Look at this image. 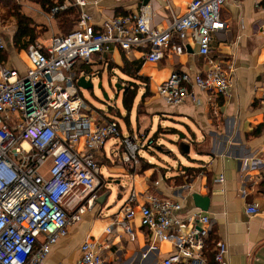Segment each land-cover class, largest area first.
I'll list each match as a JSON object with an SVG mask.
<instances>
[{"label": "built area", "instance_id": "2783aa9c", "mask_svg": "<svg viewBox=\"0 0 264 264\" xmlns=\"http://www.w3.org/2000/svg\"><path fill=\"white\" fill-rule=\"evenodd\" d=\"M227 1L190 0L180 16L166 2L169 20L163 30L155 27L157 15L148 3L136 14L107 20L99 31L90 25L85 0L65 1L46 18L74 7L79 11L76 28L66 36L51 37L47 44L28 47L25 53L30 68L19 72L2 62L0 55V264H44L59 239L94 209L104 188L94 156L109 140L118 141L120 160L131 167L138 165L139 151L153 142L145 144V135L123 136L114 120L92 128L76 86L78 78L86 74L76 76V65H87L94 56L115 48L125 52L140 49L145 62L158 63L165 51L174 55L183 52V45L171 44L173 35L181 42L194 38L207 70L194 77L174 71L158 85L156 94L169 106L187 100L198 104L193 89L209 100L227 98L233 69L214 57L210 48L213 37L225 29L220 13ZM260 33L264 36V26ZM4 50L0 40V53ZM261 151L264 153V142ZM217 182L222 183L223 177ZM244 195L242 190L241 197ZM141 198L139 204L137 194L131 191L106 233L120 228L133 241L130 224L138 215L141 227L174 249L162 264H205L210 218L191 215L190 231L183 234L180 203L153 193ZM245 212L254 216L258 208L250 205ZM101 250L102 245L84 241L75 264H104ZM226 253L224 242L214 243L215 264H226Z\"/></svg>", "mask_w": 264, "mask_h": 264}, {"label": "crops", "instance_id": "0c3cea01", "mask_svg": "<svg viewBox=\"0 0 264 264\" xmlns=\"http://www.w3.org/2000/svg\"><path fill=\"white\" fill-rule=\"evenodd\" d=\"M65 1L69 3L71 0ZM166 2L180 16L185 13L190 0H85L84 11L90 17V25L99 31L107 20L136 14L142 5L149 3L157 15L155 27L163 30L169 20ZM18 4L26 12H33L44 19L47 24L27 16L36 27L38 37L35 43L47 44L51 37L62 35L56 20L47 19L40 5L23 0ZM220 17L225 29L213 37L210 48L214 57L222 60L225 67L231 66L233 69L232 86L227 98L209 100L206 94L193 89L198 104L187 100L178 106H169L156 94L158 85L174 71L194 77L207 70L198 55L194 38L181 42L173 35L171 44L183 45V52L174 55L165 51L158 63L145 62L140 49L125 52L115 48L101 57L94 56L85 66H82L83 63L76 65V76L77 71H80L79 75H97L103 70L111 72L112 69L122 73L123 61L136 67L138 70L133 82L139 83V86L130 84L137 90L128 111L133 107L139 87L142 88L136 107L137 135H147L156 120L160 134L177 138L174 145L184 160L175 161V168L165 163L154 166L152 152L146 149L144 153L150 157L140 159L138 165L131 167L121 162L118 141L109 140L110 144L106 147L107 142L94 159L99 167H105L106 173L113 177L111 180H115V185L124 181L123 185L129 189L128 195L125 198L121 193L117 195L121 206L114 213H103L104 209H110L106 204L107 198L102 205L97 203L70 229L67 236L59 239L51 248L44 264H75L80 256V246L86 240L102 245L104 264H162L174 249L170 243L157 241L152 233L141 227L138 215L130 224L133 241L120 228L106 233L112 217L125 205L131 191L137 194L139 204L145 193L180 203V216L184 219L183 234L190 231L188 217L193 214L208 216L212 240L205 252V264H214L213 245L218 241L227 246L224 257L226 264H264V153L261 151L264 142V36L260 33L264 26V0H229L222 7ZM0 40L3 41V38L0 37ZM16 59L6 63L18 66L19 72H25L27 67H21ZM87 111L90 112L88 106ZM97 112L91 116L84 111L90 118L92 128L113 120L112 115ZM126 126L127 135H134L129 117L126 118ZM186 146L189 149L187 153ZM160 152L173 158L172 151L162 148ZM221 176L223 182L218 183ZM242 190L244 197H241ZM104 194L103 188L99 195ZM250 205L258 208L254 216L245 212ZM153 245L155 250L150 249Z\"/></svg>", "mask_w": 264, "mask_h": 264}, {"label": "rangeland", "instance_id": "374dc122", "mask_svg": "<svg viewBox=\"0 0 264 264\" xmlns=\"http://www.w3.org/2000/svg\"><path fill=\"white\" fill-rule=\"evenodd\" d=\"M15 5L17 4L9 3V6L0 5V37H2L3 41L5 42V50H4L6 55L5 62L6 61L12 62L13 58H17L16 62H19L21 67L24 65V67H27L28 69L30 68L31 65L26 56L25 51L24 50L17 51L13 47L12 38L14 33L16 32V24L14 19H11L10 17V15H12L10 11L12 7H16ZM18 8L20 12L22 10V13L24 10L25 13H23V15L33 16L37 20H39V22L41 23L43 22L45 25H47L45 20L39 17L38 15H36L35 13L33 12L30 13L28 11L26 12L25 11L26 9L25 8L23 9V7L21 6ZM42 31L43 29L41 30V32ZM16 67L19 68L18 66ZM125 68L128 69L127 67ZM92 83H93L92 90L81 91L88 108H90V112L88 111L86 112L90 113L91 116L98 114L97 111H100L106 114L107 116L112 115L113 120L117 122V124L119 125L123 133V136H127L128 134V130L126 126V118L129 117L130 125L134 132V136H136L137 138L136 121H135L136 107L139 103V99L142 94L141 92L142 88L139 87V92L137 96L134 98V104L131 111H128L124 108L123 97L126 98V101L132 99L133 96L135 95L137 88L130 84L135 83V85H137L138 87L139 83H136L135 81L133 82V80L127 78L126 76H123L118 69H112L111 72L103 70L101 74L96 75ZM98 84L101 85V89H97ZM115 85H117L118 87L115 88ZM104 95H106V97L108 98L107 101L104 100ZM168 126H170L169 128L172 127L171 125ZM142 132L144 133V131ZM146 134L147 135H145L146 136L145 144L147 140H151V141L154 140V142H152L150 146H147L146 144L147 148L146 146L144 147V150L149 149V151L152 152L154 166L156 165L162 166L163 163H165L168 167L175 168L177 166V163H174L175 161L184 160L174 145L176 143L177 138L175 139L167 134L166 135L160 134L158 132V122L156 120L153 122L152 131L150 132L148 131ZM139 135L142 136L143 134H139ZM154 136H156V138L153 139ZM170 141H173L174 143L172 144L170 143ZM137 142L139 144L138 140ZM109 144L110 143L108 142L105 146L107 147V145ZM106 147L105 150L107 151ZM162 148L165 149L166 151H172L174 159L171 156L167 155L166 153H161L160 150H162ZM144 150L139 151L138 153L139 159L146 160L147 158L150 157L149 155H147V153H144L145 152ZM180 151L182 152V149H180ZM107 155L109 159L110 155L108 154V152ZM190 155H192V153ZM114 158L116 159L117 155H115ZM99 172H100V180L102 179L104 181L103 185H104L105 193H108L106 204H108L109 205L108 207L110 208L108 211L104 209L103 213L104 214L107 212L114 213L121 206V200L117 199V195L121 193L122 197L125 198L129 193L128 192L129 189L127 186L123 185L124 181H121L119 185H115L114 183L115 180H111L113 179V177L109 176L106 173V169L104 166L99 167Z\"/></svg>", "mask_w": 264, "mask_h": 264}, {"label": "trees", "instance_id": "16d2710c", "mask_svg": "<svg viewBox=\"0 0 264 264\" xmlns=\"http://www.w3.org/2000/svg\"><path fill=\"white\" fill-rule=\"evenodd\" d=\"M19 1L22 0H0V5L9 6V3L17 4L15 5L16 7H12L10 11L12 14L10 15V17L11 19H14L16 24V32L13 37V47L17 51L24 50L26 52L28 47L35 44L38 35L33 21L20 12L18 8L20 7V5L18 4ZM23 1L32 2L40 5L43 13H45L46 15L50 14L52 9L59 7L60 5H63L65 3V0H59L57 2H54V0H23ZM53 18L56 20L57 26L62 34L57 36L63 37L70 34L73 31L79 18V11L77 8L71 7L64 11L58 12ZM0 55L2 61L5 62L6 60L5 52L4 51L1 52ZM123 64L124 65L123 68L121 69L122 72L121 74L128 77L129 79L134 80L136 78V72L138 69L134 67L132 64L128 63L127 61H123ZM82 66H85V64H82ZM125 67H127L128 69H126ZM79 72L80 71H77L76 73L77 76H79ZM132 100L133 99L126 101V98L123 97V106L125 107V109L127 110L129 109ZM152 141L154 142V140ZM101 190H103V188ZM211 237L212 235L209 236L207 249L211 245L210 244L212 240ZM213 263L215 264L214 261Z\"/></svg>", "mask_w": 264, "mask_h": 264}, {"label": "water", "instance_id": "95a60500", "mask_svg": "<svg viewBox=\"0 0 264 264\" xmlns=\"http://www.w3.org/2000/svg\"><path fill=\"white\" fill-rule=\"evenodd\" d=\"M96 74H86V75H81L77 82H76V86L80 91H88V90H92L93 89V80L95 79ZM118 86L115 85V88H117ZM97 89H101V85L98 84ZM107 97L106 95H104V100L107 101ZM188 147H185V153L188 152ZM108 197V193H105L104 195L100 196L97 200V203L99 204H103L105 199ZM196 198V197H195ZM204 208V207H202Z\"/></svg>", "mask_w": 264, "mask_h": 264}]
</instances>
